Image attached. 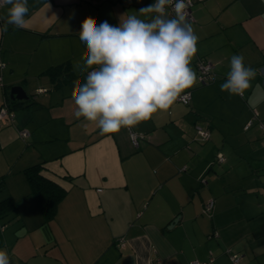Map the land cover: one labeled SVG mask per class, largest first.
Listing matches in <instances>:
<instances>
[{
	"label": "crops",
	"instance_id": "0c3cea01",
	"mask_svg": "<svg viewBox=\"0 0 264 264\" xmlns=\"http://www.w3.org/2000/svg\"><path fill=\"white\" fill-rule=\"evenodd\" d=\"M152 3L28 0L26 26L0 34V105L13 112L0 128V199L17 201L0 217V249L10 264H151L157 257L187 264L210 254L211 264H233L229 251L240 255L238 264H264V0H193L199 39L191 67L197 74V59L209 60L215 80L186 90L188 108L177 100L116 134L74 115L72 93L87 76L74 70L86 52L81 22L90 16L118 26ZM9 7L0 0V27ZM233 55L257 71L242 96L220 88ZM62 63L73 79L56 84L45 70ZM14 85L27 95L33 89L35 99L11 100ZM196 127L208 129L209 139L198 138ZM130 131L143 134L138 146ZM37 162L66 192L48 221L23 174Z\"/></svg>",
	"mask_w": 264,
	"mask_h": 264
},
{
	"label": "clouds",
	"instance_id": "9594fccd",
	"mask_svg": "<svg viewBox=\"0 0 264 264\" xmlns=\"http://www.w3.org/2000/svg\"><path fill=\"white\" fill-rule=\"evenodd\" d=\"M3 4L10 7L0 34L9 25L24 28L28 0H3ZM169 7L174 15H169ZM186 7L185 0H154L140 8L139 15L122 16L118 26L107 21L98 24L90 16L81 22L79 38L86 52L83 64H75L74 70L87 76L72 93L77 119L96 124L102 134H116L168 110L196 85L198 77L191 63L199 38ZM256 74L245 66L242 55H233L221 91L242 96ZM0 264H10L2 249Z\"/></svg>",
	"mask_w": 264,
	"mask_h": 264
},
{
	"label": "trees",
	"instance_id": "16d2710c",
	"mask_svg": "<svg viewBox=\"0 0 264 264\" xmlns=\"http://www.w3.org/2000/svg\"><path fill=\"white\" fill-rule=\"evenodd\" d=\"M45 72L50 75L52 80L58 79L56 84L73 79V74L67 63L51 66ZM42 168V162H37L25 167L23 174L29 185V193L35 198L45 221H48L54 217L57 205L66 192L59 184L42 175ZM4 186V176H2L0 177V190ZM15 209H17V201L13 197L8 195L0 199V217Z\"/></svg>",
	"mask_w": 264,
	"mask_h": 264
},
{
	"label": "built area",
	"instance_id": "2783aa9c",
	"mask_svg": "<svg viewBox=\"0 0 264 264\" xmlns=\"http://www.w3.org/2000/svg\"><path fill=\"white\" fill-rule=\"evenodd\" d=\"M185 3L187 5L186 7V12L188 14V19L189 21L193 20V16L191 13V7L193 5V0H185ZM169 15H174L172 12V8H168ZM4 67V63L0 61V85H2V78H1V69ZM196 67H197V77L198 80L197 82L204 85V84H209L212 83L215 80V73L213 72V66L212 63L205 59V58H198L196 62ZM44 89H37L36 92H42ZM191 99V93L190 91H185L184 93L181 94L180 98H178V101H180L183 104H188ZM13 120V112L9 108L8 103L4 101L0 105V128L8 123H10ZM250 124V122H249ZM246 128L248 127V125ZM196 133L198 135V138L202 140H207L210 137V132L208 129H204L201 127H196ZM21 137H26L28 135V132L26 130H20L19 131ZM129 137L134 146H138L139 141L143 139V134H138L133 131L129 132ZM217 161H223L224 157L221 153L217 154L216 157ZM213 207V201L207 200L203 206V212L208 213ZM230 259L233 264H238L240 260V255L238 253H231L230 251L228 252ZM213 260L212 254H210L209 258L207 261H199V260H192L188 262L187 264H211ZM162 259L160 257H157L151 261V264H162Z\"/></svg>",
	"mask_w": 264,
	"mask_h": 264
},
{
	"label": "water",
	"instance_id": "95a60500",
	"mask_svg": "<svg viewBox=\"0 0 264 264\" xmlns=\"http://www.w3.org/2000/svg\"><path fill=\"white\" fill-rule=\"evenodd\" d=\"M9 97L11 100H26L28 98V95L25 93L22 86L14 85L9 90Z\"/></svg>",
	"mask_w": 264,
	"mask_h": 264
},
{
	"label": "rangeland",
	"instance_id": "374dc122",
	"mask_svg": "<svg viewBox=\"0 0 264 264\" xmlns=\"http://www.w3.org/2000/svg\"><path fill=\"white\" fill-rule=\"evenodd\" d=\"M204 85H206V84H204ZM196 86H203L202 84H200V83H196ZM34 90L33 89H27V92H28V95H30L31 94V96H30V99L28 100V102H32L34 99H35V97H33L34 95H35V93L33 92ZM63 92H61L62 94H65L68 90L65 88V89H63L62 90ZM68 100V99H67ZM27 102V101H26ZM32 104H34V103H31V105ZM69 104V103H68ZM182 104V106H186L187 108H188V105H186V104H183V103H181ZM62 107H63V109H65V105H61ZM63 136L62 137H65L64 136V134H62Z\"/></svg>",
	"mask_w": 264,
	"mask_h": 264
}]
</instances>
